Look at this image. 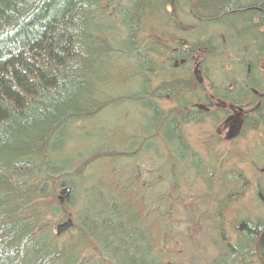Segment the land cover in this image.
Segmentation results:
<instances>
[{
    "label": "trees",
    "instance_id": "16d2710c",
    "mask_svg": "<svg viewBox=\"0 0 264 264\" xmlns=\"http://www.w3.org/2000/svg\"><path fill=\"white\" fill-rule=\"evenodd\" d=\"M233 108L243 111L234 141L264 136V0H0V264H164L142 193L159 191L150 201L164 205L162 192L192 174L235 197L249 155L264 164V141L218 157L221 135L207 154L189 138L186 126L216 131ZM67 186L70 239H92L99 259L55 231ZM95 195L100 205L82 207ZM241 232L248 240L228 243L218 264L264 263V221ZM121 237L133 244L123 263L106 250L126 246Z\"/></svg>",
    "mask_w": 264,
    "mask_h": 264
},
{
    "label": "rangeland",
    "instance_id": "374dc122",
    "mask_svg": "<svg viewBox=\"0 0 264 264\" xmlns=\"http://www.w3.org/2000/svg\"><path fill=\"white\" fill-rule=\"evenodd\" d=\"M130 86L131 84L124 85L121 88L124 89ZM232 112L233 114L229 120L221 124L216 131L215 129L214 131L211 130V122L209 120L203 121L200 124L186 126L192 143L195 146L204 148L203 153L207 154L206 146H208L210 136L212 133L219 134L225 141L220 147H216V155L218 157H226L229 156L227 154L231 150L236 149L238 146L242 150L248 148L246 153H249L250 146L254 145L256 147L259 141H264V136L260 137L259 132H251L247 138H243L241 141L239 139L238 142L234 141L240 130L243 111L233 108ZM130 122H132L131 119ZM106 127L107 123L103 120V123L100 124L96 132L97 138L103 135ZM75 128L76 132L77 129L79 132L85 130L87 126L80 123L76 124ZM222 149L226 151H222ZM251 157L249 155V160L243 166L246 177L249 179L248 186L246 185L247 187L242 194L235 197L230 195L229 184L222 190L215 180L209 185L204 179H199L198 177L195 179L192 174L190 176L185 175L190 179L189 181L185 177L182 180L184 181L182 185L179 183L175 188L170 187L169 189H165V192H162L168 195L164 205L155 206V203L150 201V197L153 195L157 196L160 193L159 191L148 190L142 193V195L145 194L143 195L145 199L141 204L142 207L144 205L148 209V212L146 210L141 211V215L146 216L145 219H147L155 232V248L161 254L164 264H218V261L227 254L226 248H228V243L235 246L240 239L248 240L247 236L241 232L244 228V223L254 226L264 221V205L259 200V196L257 197L255 194L258 178L263 173L264 164L258 162L259 164L257 165ZM122 177L127 179V175H123ZM135 195L134 192H131L128 193L127 197L129 196L130 200H134ZM61 196L64 197L62 195V188H59L56 198L61 205H64L67 198L64 197V201H61ZM96 198V195L95 200L86 196L82 201V207L86 206L90 208L91 204L98 200ZM223 201H225L224 205L222 204ZM76 206L77 203L70 204L68 207L64 205V209L68 213L70 212L68 216L71 217L59 216L56 219V227L69 218H72L75 223L71 229L61 235V241L71 243L76 249H78L79 245L82 257L93 256L99 259L101 252L92 239L83 241L84 243L82 242V244L79 242L72 243L70 239L72 236L78 235L79 232L77 218L75 217ZM152 214L156 216L153 217ZM140 227L143 228V226ZM122 239L125 240L126 238L121 237L117 241L122 242V245L126 246L114 248V245V247L106 249L109 254L113 255V253L117 252L121 255L115 256L119 263L128 261L123 253L131 251L133 248L130 240L123 242L121 241ZM101 240H104L103 235L101 236ZM252 245H254L253 242ZM252 259L253 264H264L257 255H254Z\"/></svg>",
    "mask_w": 264,
    "mask_h": 264
},
{
    "label": "water",
    "instance_id": "95a60500",
    "mask_svg": "<svg viewBox=\"0 0 264 264\" xmlns=\"http://www.w3.org/2000/svg\"><path fill=\"white\" fill-rule=\"evenodd\" d=\"M71 193V188L69 186L62 188V195H64L65 198H68ZM64 197L61 196V201H64ZM74 226V222L72 218L67 219V221L57 225L56 232L58 235L63 234L64 232L68 231Z\"/></svg>",
    "mask_w": 264,
    "mask_h": 264
}]
</instances>
